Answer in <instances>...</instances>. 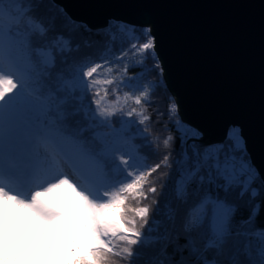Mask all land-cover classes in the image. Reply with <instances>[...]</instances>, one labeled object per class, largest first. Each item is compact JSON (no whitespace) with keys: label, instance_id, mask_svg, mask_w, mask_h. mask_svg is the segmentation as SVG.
<instances>
[{"label":"snow or ice","instance_id":"snow-or-ice-1","mask_svg":"<svg viewBox=\"0 0 264 264\" xmlns=\"http://www.w3.org/2000/svg\"><path fill=\"white\" fill-rule=\"evenodd\" d=\"M155 49L151 28L117 20L93 29L53 0H0V264H132L146 249L149 264H264V228L255 223L264 168L240 127L201 144L198 128L172 120L171 101L181 149L148 164L175 139H149ZM162 208L168 223L153 236ZM254 242L255 262L246 252Z\"/></svg>","mask_w":264,"mask_h":264},{"label":"water","instance_id":"water-1","mask_svg":"<svg viewBox=\"0 0 264 264\" xmlns=\"http://www.w3.org/2000/svg\"><path fill=\"white\" fill-rule=\"evenodd\" d=\"M92 28L119 20L151 28L180 119L201 144L242 130L264 168V0H53Z\"/></svg>","mask_w":264,"mask_h":264},{"label":"trees","instance_id":"trees-1","mask_svg":"<svg viewBox=\"0 0 264 264\" xmlns=\"http://www.w3.org/2000/svg\"><path fill=\"white\" fill-rule=\"evenodd\" d=\"M115 23H116V20H109L107 25H109V24L114 25ZM123 23H126V22H123ZM133 26H135L136 28H148L147 26H136V25H133ZM103 27H101V28H103ZM93 29H96V28H93ZM111 30L116 31L115 28H112ZM103 39H107V37H103ZM122 39L123 38H122L121 34L119 32H116V40L113 43L114 48H119L120 42ZM156 58H157V61L159 62L160 67L158 69H156L154 72H150L148 74L149 75V82L153 83V85H155V86H158L157 90L153 93V96L151 97V100H152L151 106H149L147 109V112L152 115V121H150L147 125L150 129H152V134L149 137V139L152 140L157 135H160L161 137H163V136L168 135V134L173 135L175 139H174V142L172 144L171 149H163L162 145L160 148L154 149L153 155L147 161L149 165H152V164L159 162V159L163 155L164 151H171L173 158H175L176 154L181 149V141L179 139V132L176 130L174 123L170 122L169 117L167 115L168 104L171 101L175 102V99H174L173 95L170 93V91L166 85V82H165L163 74H162L161 63H160L157 55H156ZM146 63L149 66H152L156 63V61H147ZM139 73H140L139 68L129 70V74H139ZM157 111L165 113V115L162 117H157V115H156ZM175 119H179L180 121H182L179 117L178 110H177L176 117L172 118V120H175ZM164 125H167V128L171 129V132H168L167 130H165ZM117 127H119L118 124H117ZM98 131L106 133V132H110L111 130L108 128H101V129H98ZM134 132H135V129H130L128 132L122 133V135L132 136L134 134ZM134 142L137 144L138 147L143 148L144 142H143L141 137L136 136ZM153 142H155V141H153ZM189 143H191V141H189ZM172 167L174 169L175 165L173 164ZM163 171H170V170L169 169H163ZM157 175H158L157 173H154L152 175V177H150V179L155 178ZM159 187H160V185H159V183H157L158 190H159ZM143 203L151 206L152 211L149 214V222L151 225L152 217L155 214L157 205L153 203V198L151 197V195H150V198L148 200L143 201ZM164 212H165V210L162 208L160 216H159V220L161 221V223L158 226L152 225V227H157V231L151 232V228L148 225L145 226L144 231L145 232H151V234L153 236L163 234L165 225L168 223L165 219ZM246 214L247 213H245V215ZM255 223L258 227L264 228V213L260 214L257 217ZM47 252L48 251H46V254H47ZM246 252H247V256H248L250 261L255 262V261H258L260 259V249H259V244L257 242H254L253 245L251 246V248L247 249ZM151 256H152L151 251L146 249L142 252L141 255L133 257L132 264H149V261L151 260ZM113 260H114L115 264H121V262L116 260V258H113ZM123 264H128V262L125 261V262H123Z\"/></svg>","mask_w":264,"mask_h":264},{"label":"rangeland","instance_id":"rangeland-1","mask_svg":"<svg viewBox=\"0 0 264 264\" xmlns=\"http://www.w3.org/2000/svg\"><path fill=\"white\" fill-rule=\"evenodd\" d=\"M46 251H48V249H47V248H43V249L39 252V259H40L41 262L47 257ZM47 253H48V252H47ZM35 255H36V253H33V256H35Z\"/></svg>","mask_w":264,"mask_h":264},{"label":"clouds","instance_id":"clouds-1","mask_svg":"<svg viewBox=\"0 0 264 264\" xmlns=\"http://www.w3.org/2000/svg\"><path fill=\"white\" fill-rule=\"evenodd\" d=\"M49 264H52V262H51V261H49Z\"/></svg>","mask_w":264,"mask_h":264},{"label":"bare ground","instance_id":"bare-ground-1","mask_svg":"<svg viewBox=\"0 0 264 264\" xmlns=\"http://www.w3.org/2000/svg\"><path fill=\"white\" fill-rule=\"evenodd\" d=\"M63 8V7H62ZM101 28V27H100Z\"/></svg>","mask_w":264,"mask_h":264}]
</instances>
